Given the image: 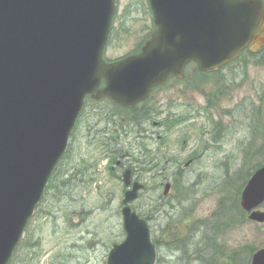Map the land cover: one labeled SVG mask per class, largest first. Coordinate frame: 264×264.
I'll return each mask as SVG.
<instances>
[{
    "label": "water",
    "instance_id": "water-1",
    "mask_svg": "<svg viewBox=\"0 0 264 264\" xmlns=\"http://www.w3.org/2000/svg\"><path fill=\"white\" fill-rule=\"evenodd\" d=\"M154 32L140 53L103 61L115 0H0V264H8L65 154L86 96L132 108L186 64L214 72L248 49L264 48L262 0H146ZM104 85L100 88L101 82ZM125 188L131 172L122 175ZM124 193L125 239L106 264H154L146 222ZM170 192L164 186L163 196ZM264 166L246 183L240 207L264 223ZM250 264H264V249Z\"/></svg>",
    "mask_w": 264,
    "mask_h": 264
},
{
    "label": "rangeland",
    "instance_id": "rangeland-1",
    "mask_svg": "<svg viewBox=\"0 0 264 264\" xmlns=\"http://www.w3.org/2000/svg\"><path fill=\"white\" fill-rule=\"evenodd\" d=\"M112 27L104 51V59L110 61L132 53L151 32L146 1L116 0ZM263 60L261 57L259 61ZM256 64V60H245V67L231 65L216 75H207L206 79L199 76V82L193 81L192 68H189V89L177 85L155 92L153 103L161 107L156 111L160 115L156 122L174 121L170 120L173 114L174 118H184L186 123L181 126L176 127L174 123L151 126L148 131L153 138L146 132L147 136L139 137L133 128L126 133L113 130L115 146L122 153H128L127 159L120 160L126 163L124 168L135 170L139 182L145 185L131 204L132 210L147 219L154 216L153 209L158 211V220L149 223L152 241L166 231L179 233L178 237L185 232L193 233L194 237L199 232L193 238L195 242L209 233L215 237L219 251L225 254L223 258H215L219 263L228 261L225 260L228 257L243 255L239 260L244 264L250 253L264 247V224L248 221L245 214L243 224L222 233L205 231L203 227L210 228L212 224L221 196L224 165L232 164L233 159L240 160L242 146L252 143L254 149L264 137L261 131L264 128V66ZM91 106L92 102H88L78 120L70 140V153L59 168L61 173L83 168L85 183L76 189L56 190L54 195L60 201L50 193L45 197L28 223L23 245L16 252L13 264H105L112 245L124 240L120 214L125 191L120 180L123 171L111 176L107 171L110 158L92 141V125L96 119ZM254 114L260 116L259 122ZM248 120L252 124L245 130ZM214 126L219 130L212 137L221 138L220 143L200 153L201 143L207 140ZM103 127L100 123L99 128ZM163 156L167 161L162 170ZM193 157L195 163L183 170ZM165 182H170L172 188L169 197L162 199ZM258 209L264 212V204ZM201 228L202 231L198 230Z\"/></svg>",
    "mask_w": 264,
    "mask_h": 264
},
{
    "label": "trees",
    "instance_id": "trees-1",
    "mask_svg": "<svg viewBox=\"0 0 264 264\" xmlns=\"http://www.w3.org/2000/svg\"><path fill=\"white\" fill-rule=\"evenodd\" d=\"M262 53L264 54V51ZM262 55H260L259 57H262ZM255 60L257 61L256 65L264 66V60L260 62L259 58L257 57H255ZM231 65H239V66L241 65L242 67H245V60L240 59L226 66L225 69H228ZM192 67H193L192 74H194V76L203 75L196 69L195 66L192 65ZM107 113L109 117H111L110 119H113L115 117L117 118V121L107 119L104 125L107 124L108 130L105 132V134L111 136L110 137L107 136L103 138L101 137L100 140L95 142V145L97 146V148L101 149L105 153V156L107 158H110L111 163L110 166L107 168V171L111 176H113L115 172L119 171V168L112 166H114V164L116 163V159L118 160L123 156L121 149L117 148V145L115 146L114 138H116V135H114L115 131L113 130H118L119 132L126 133L128 129L133 128L136 129L137 130L136 133H138L140 128L138 127V123L136 119L140 120L142 118L141 121L143 120L144 122L145 117L143 113L139 115V112L119 111L115 108H112V110ZM252 114L250 115V117L252 116ZM102 115L103 116L105 115L104 111L102 112L99 111V118ZM254 116H256V119L259 122L260 116L255 114ZM121 119L125 120L124 123L121 122ZM251 121L253 122L254 119L251 118ZM178 122L181 121L179 120L176 121V123ZM247 122L248 123L245 127V130H249L252 124L250 120H248ZM92 128H99V126L97 127L92 126ZM261 131H264L263 127ZM70 150L71 148L69 146L66 154L64 155L60 163L57 165L52 177L49 180L42 202L43 200L45 201V197L49 193L50 196L58 200V198L54 195L55 191L58 189L60 190L67 187L69 188L73 187L74 189H76L79 186H81L82 183H85L86 173L84 172L83 168H73L67 171L66 173H64V171H62V173L59 171L62 162L64 161V159L68 157ZM166 161L167 159H165L164 156L161 157L160 163L162 166V170L166 167ZM263 164H264V137L262 138V141L255 146L254 149L252 148V143H249L245 147L242 146L240 151V160L233 159L232 164L226 163L224 165V177L220 183L221 196L216 207V212L212 217V224L210 228L203 226L205 231L222 233L227 230H231L237 224H243L245 222L244 212L239 207V196L251 174ZM52 179L54 181H52ZM58 201H60V199ZM198 230L202 231V228ZM22 245L23 242L21 241L17 251L22 247ZM12 263L13 262H11L10 264Z\"/></svg>",
    "mask_w": 264,
    "mask_h": 264
},
{
    "label": "flooded vegetation",
    "instance_id": "flooded-vegetation-1",
    "mask_svg": "<svg viewBox=\"0 0 264 264\" xmlns=\"http://www.w3.org/2000/svg\"><path fill=\"white\" fill-rule=\"evenodd\" d=\"M153 29H154V27L152 26V30ZM152 30H151V32H152ZM149 34H148V36H149ZM143 43H144V40L140 44L138 49L136 48L132 53H130L128 55L139 53L140 48H141ZM260 52H261V50H259L255 54H252L251 52L244 50L241 53L240 57H251V55H256V54L259 55ZM106 62H111V61L106 60ZM103 85L104 84L102 82L100 87H102ZM177 85H183L186 89H189L190 81H189V79L187 80V74L184 75V78H182L181 80L171 78L163 86H159V87L152 89L148 93V95L146 96L145 99H143L138 104L134 105L132 108H129V109H124L122 107L115 106L107 98H101L99 100H92V107L94 108L93 111L99 110L100 112L104 111V113H105V115L104 116L102 115L100 117V119H98L95 123H93V125L95 127H97V126H99L100 123L104 124L107 121V119L116 121L117 118L114 117L113 119H110L111 117H109V115L107 113V112L111 111L112 108H115L119 111H126V112H141V113H143V115L145 117L144 122H143V120L141 121V119L140 120L136 119V121L138 123V127L140 128V130L138 132V136L144 137L146 135V134H144L145 132L147 134L149 133V131H148L149 127H151V126L153 128L154 127H162L165 124V121L156 122V120H158L159 116H160V115L157 116L158 113L156 111L160 110L161 107L158 106V103H156V104L153 103V98L156 95L155 92H157V91H159V90H161L167 86L172 87V86H177ZM94 114H95L94 116L97 118V113L95 112ZM171 117H174V115L171 114ZM124 121L125 120L121 119L122 123H124ZM144 125L146 128H143ZM147 125H149V126H147ZM107 130H108L107 124H105L104 127L101 129L92 128V141H93V143L98 141L100 137H102V138L107 137L108 134H105V132ZM148 137L153 138V137H150L149 134H148ZM157 139L158 140L160 139V137L158 135H157ZM160 142L162 143V141H160ZM207 148H209V147L204 146L201 153L205 152ZM156 155H158V152H156ZM196 156H197V154H196ZM127 158H128V154H127L126 158L123 159V161ZM189 161H190V164L185 165L183 167L185 170H188L189 167L191 166V164L195 163L196 158L193 157ZM124 165H126V163H124ZM116 166L119 168H123V163L117 162ZM130 170H131L132 181H139L140 178L137 177L136 171L132 170L131 168H130ZM160 186L161 185L159 183L158 187H160ZM156 187L157 186H155L154 188H156ZM144 189H145V185H143V190ZM153 213H154V216H152L150 219H147L148 224L152 223L153 221L156 222L158 220V217L156 216V214H158V211H156V209H153ZM150 221H152V222H150ZM163 233L164 234L162 236H160L159 235L160 233H159L158 237L153 241V243L155 245V249H156L155 264H234L233 263L234 258H231V257H228L227 259H225V260H228L226 262L225 261H222V263L217 262L219 259H215V258L218 256L223 258L225 256V254L220 252L219 248H216V242L214 243L215 237L213 235L211 236V234H209V233L206 235V237H204V239H202L199 242L193 241V238H196L197 236H199V234H200L199 232H197V234L194 235V237H193V233H190V232H185V234L181 237H178L179 233H176V232L173 234L170 232H167V231L163 232ZM170 234H171V236H170ZM210 245H212L214 247H210ZM162 250H164V251H162ZM160 251H162L163 254H160Z\"/></svg>",
    "mask_w": 264,
    "mask_h": 264
}]
</instances>
